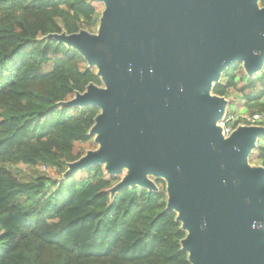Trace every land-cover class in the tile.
<instances>
[{
  "label": "water",
  "instance_id": "1",
  "mask_svg": "<svg viewBox=\"0 0 264 264\" xmlns=\"http://www.w3.org/2000/svg\"><path fill=\"white\" fill-rule=\"evenodd\" d=\"M104 4L98 35L50 38L97 68L64 107L100 110L90 135L100 149L69 164L131 173L110 193L167 184V210L187 237L190 264H264V167L249 164L262 126L218 125L228 101L213 84L240 63L249 77L264 68V7L258 0H94ZM261 1V0H260ZM211 92L213 95H211ZM116 193V194H117Z\"/></svg>",
  "mask_w": 264,
  "mask_h": 264
},
{
  "label": "trees",
  "instance_id": "2",
  "mask_svg": "<svg viewBox=\"0 0 264 264\" xmlns=\"http://www.w3.org/2000/svg\"><path fill=\"white\" fill-rule=\"evenodd\" d=\"M100 18L94 0H0V264H190L165 181L156 192L133 187L111 197L115 178L103 166L59 182L42 171L62 176L95 150L90 131L100 110L63 104L103 82L50 36L95 34ZM213 94L228 105L239 97L251 117H264V68L249 77L236 64ZM242 124L253 125L232 122L234 130ZM249 162L264 167V137Z\"/></svg>",
  "mask_w": 264,
  "mask_h": 264
},
{
  "label": "rangeland",
  "instance_id": "3",
  "mask_svg": "<svg viewBox=\"0 0 264 264\" xmlns=\"http://www.w3.org/2000/svg\"><path fill=\"white\" fill-rule=\"evenodd\" d=\"M94 4H95V6H96V8H97V10H98V12H99V14L100 15H102L103 14V12H104V9H105V7H104V4L103 3H99V2H96V1H94ZM256 6L259 8V9H261L262 8V6H261V1L260 0H258V1H256ZM98 30V29H97ZM96 30V34L98 35V31ZM96 70H97V68H95ZM224 75V74H223ZM223 75L221 76V80H222V78H223ZM213 86L215 87L216 85L215 84H213ZM211 95H213L212 94V92H211ZM230 102H231V106H229L230 107V109L228 108V113L230 112L231 114H234L235 113V111L237 112V113H235L236 115L238 114V116H236L235 118H244V122L245 123H249L248 121H247V119L248 118H250L251 116H250V114H249V112L245 109V107H244V103H243V101L242 100H240V98L239 97H236V96H234V97H232L231 99H230ZM228 113H226V114H228ZM240 114H243V115H240ZM242 125H245L246 126V124H242ZM241 125V126H242ZM249 125V124H248ZM250 126H252V125H250ZM233 127V126H232ZM97 136V135H96ZM96 136H93V139H94V141H95V138H96ZM95 150H90V151H87L86 152V154L88 153V152H94V151H97V150H99L100 149V144H96L95 143ZM249 164H250V166H252V167H255V165H253V164H251L250 162H249ZM255 164H258V162L257 163H255ZM101 166H103L104 167V171H105V175L106 176H108V177H110V178H115V181H114V186L112 187V189L113 188H115L118 184H120V182L122 181V180H124L130 173H131V167H125L123 170H122V172L120 173V174H118V175H110V174H108L107 173V170H106V165L105 164H103V165H101ZM18 170H20V172H22V173H25V174H29L30 173V170L28 169V168H24V167H16ZM70 169H69V167L67 166L66 167V171L62 174V176L60 175V174H58L56 171H54V170H51V169H48V168H45V167H43L42 168V171L44 172V173H46V174H50L51 176H52V178H54L57 182H59L60 180H62V179H64V178H66V174H68L67 172L69 171ZM84 171H86V169H84V170H78V171H76L75 173H72V174H80V173H83ZM71 174V175H72ZM149 180L151 181V182H153L154 184H155V186L157 187V184H156V181L158 180V179H156V178H154L152 175H149ZM116 183V184H115ZM53 189V188H52ZM111 189V190H112ZM158 189V188H157ZM110 190V191H111ZM109 191V192H110ZM117 193V192H116ZM116 193H115V195H116ZM111 194V193H110ZM112 197V196H111Z\"/></svg>",
  "mask_w": 264,
  "mask_h": 264
},
{
  "label": "built area",
  "instance_id": "4",
  "mask_svg": "<svg viewBox=\"0 0 264 264\" xmlns=\"http://www.w3.org/2000/svg\"><path fill=\"white\" fill-rule=\"evenodd\" d=\"M233 121H235V118L226 115L224 119L218 124L222 128V134L224 138H229L234 132V128L232 127ZM248 121L251 122L253 125H256L257 123L263 122L264 117L260 114H255L252 117L248 118Z\"/></svg>",
  "mask_w": 264,
  "mask_h": 264
},
{
  "label": "crops",
  "instance_id": "5",
  "mask_svg": "<svg viewBox=\"0 0 264 264\" xmlns=\"http://www.w3.org/2000/svg\"><path fill=\"white\" fill-rule=\"evenodd\" d=\"M228 101V100H227ZM229 102V101H228ZM231 104V103H230ZM229 106H231V105H227V110H228V108L230 109V107ZM226 113H228V111L226 112ZM235 113H237L236 111H235ZM234 113V114H235ZM227 115V114H226ZM236 115V114H235ZM240 115H243V114H240ZM236 116H238V114L236 115ZM233 118H235V116H232ZM237 118H235V120H236ZM256 126H262V125H256ZM262 127H264V126H262Z\"/></svg>",
  "mask_w": 264,
  "mask_h": 264
}]
</instances>
